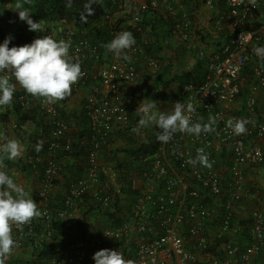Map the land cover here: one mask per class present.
Returning a JSON list of instances; mask_svg holds the SVG:
<instances>
[{"label":"built area","instance_id":"obj_1","mask_svg":"<svg viewBox=\"0 0 264 264\" xmlns=\"http://www.w3.org/2000/svg\"><path fill=\"white\" fill-rule=\"evenodd\" d=\"M263 8L264 0H96L90 6L91 14L85 13L87 22L80 18L77 27L62 20L41 23L46 28L42 33L28 30L32 33L29 43L45 35L71 40L70 55L74 61H80L84 73L72 85L71 96L79 93L83 96L80 112L86 122L88 146L81 172L63 191L61 207H51L48 202L52 184L59 178L62 167L56 157L59 152H70L72 129L62 116V112L66 113L64 103L59 100L48 104L19 88L16 99L21 111L37 108L49 126L46 134L43 128L38 129L33 147L35 162L39 163L43 159L42 149L35 151V145L42 141L47 146L37 190L44 230L38 229L34 220L22 228L13 226L12 234L19 247L32 238L36 244L47 242L52 233L50 225L56 220L80 219L86 210L82 203L84 196L98 203L94 212L112 209L122 183L113 164L101 160V149L119 132L133 138L140 134L131 130L137 121L131 122L120 88L139 82L144 76L154 77L165 65L152 47L149 49L152 32L148 25H143L142 15L155 13L169 23L163 44L172 38L186 48L193 47L194 18L206 16L212 21V39L219 40L225 33V41L208 55H199L200 60H206V74L199 82L184 83L172 103L192 102L196 108L192 120L204 123L215 117V131L201 133L199 137L178 132L168 143L157 141L153 153L137 152L132 157L133 170L126 184L131 195L114 214L118 224L98 230L86 224V233L60 250L58 256L50 257L47 264L84 261L94 264L92 256L100 249L118 250L133 264H251L264 251V216L258 209L250 214L249 244H222L219 258L207 254L203 262L196 253H203L212 239L217 243L229 231L231 202L246 195L243 167L264 162L260 145L264 141V58L255 51L264 47ZM251 22L260 23L254 28L242 27ZM125 30H131L136 39V44L128 50L131 61L116 59L105 47ZM98 32L109 37L101 51L88 39ZM238 103L241 104L239 116L236 109L231 110ZM230 118L247 119L246 133L234 135L226 126ZM200 148L207 154L210 168L188 163ZM226 150L231 162V183L227 189L230 199L222 205L223 216L212 234L210 230L214 226L210 227V223L218 219V197L222 194L218 159Z\"/></svg>","mask_w":264,"mask_h":264},{"label":"trees","instance_id":"obj_2","mask_svg":"<svg viewBox=\"0 0 264 264\" xmlns=\"http://www.w3.org/2000/svg\"><path fill=\"white\" fill-rule=\"evenodd\" d=\"M16 4L17 0H13ZM96 0H72L71 6L66 7L68 0H21L24 7L27 8L30 12V16L34 22H58V21H68L73 22V25L76 27L78 26L79 19L82 14L86 12L88 6L92 5ZM104 2L105 0H100ZM221 4V2H220ZM2 2H0V6ZM221 6V5H220ZM264 9V8H263ZM262 9V10H263ZM143 16L142 23L143 25H148L150 27V31L152 32V40L149 49L158 55V58L162 60L165 65H163L159 72L152 78L153 80V88L156 90H152L150 93L157 94V97L164 98L166 100L170 99L173 95H169V87L176 83L177 89L179 90L180 87L186 82H199L203 79L205 69L202 72H197L196 69L191 71H186L178 75H174L172 71V63L171 61H167L165 59L166 53V46L167 44H163L165 38V32H167V28L170 27L169 23L162 20V18L155 14V13H146ZM12 18H9L8 12H5L3 15L0 14V24L2 28H0V42H3L6 36H11L13 39L11 40L9 47L12 46H23L24 44H28L32 33L28 32V26L25 22L18 19V21H11ZM260 22L257 23H246L243 24V28H254L259 25ZM168 26V27H167ZM131 32V30H129ZM196 33V32H195ZM194 33V35H196ZM3 35V36H2ZM226 36L224 38H220V41L213 42L210 44L207 38V41L202 37H200V41H206L205 45H211V47H217L224 43ZM88 39L90 43L97 47L100 51L102 50L103 46L109 41V37L105 33L98 32L94 35H89ZM173 41V40H172ZM172 44V42H171ZM175 48H180L184 53L186 51L185 46L182 44H178L177 41L174 42ZM147 50L148 52L150 50ZM196 64L194 67H204V62L206 60H200L199 54L195 56ZM199 61V62H198ZM150 88V87H149ZM149 90V89H148ZM148 90L144 91V94L140 96H125L124 101L128 108V113L130 115V119L132 117L134 107L137 102L143 97L148 94ZM68 95L64 99L60 100L61 103H65L69 97ZM17 92L14 93L13 101L11 103L12 113L16 119V125L13 128V132L20 138H22V142L25 145V152L21 158L16 159L15 161V169L22 173L26 177H33L38 183H41V176L45 166V150L46 145L42 148V155L43 159L41 162H35L34 156V144L38 139V129L43 128L44 133L49 132V126L45 125L44 116L40 114L37 108H31L26 112H22L20 109L19 104L17 103ZM175 98V95L173 96ZM172 99V98H171ZM3 107H0V117L2 113ZM62 116L67 120L68 124L71 127V134H70V152H59L57 154L56 160L60 162L62 166L59 172V178L53 181L52 186L53 189H60L61 192L58 190L51 193V198L49 199L48 204L53 208H60L62 202V194L63 191L67 189L69 186L70 180L76 177V174L81 172L82 163L84 161L83 154L88 146V137H87V129L85 128V118L82 115V112L78 114H66L62 112ZM237 116L239 113L237 112ZM72 121V123H71ZM131 122H135L131 119ZM26 123H31L33 130L29 133L23 128ZM159 130V128H157ZM148 138L146 140L139 139L138 137H130L126 134H122L119 132L115 135L114 139L111 138L109 145L103 146L101 149V160L106 159L113 164L114 170L118 173L119 182L122 183V187L120 192L116 195L115 202L112 206L110 211L104 210L98 212L99 215L95 214L94 212L97 209V202L93 203V200L90 199L88 196H84L82 198L83 207L86 209L85 212L82 214L80 219H73V220H56L52 222L50 225V231L52 232L50 238L47 242L40 244H36V240L34 238L26 240L20 248L22 249L23 254L26 256L19 259H14L7 264H47L52 256H58L60 250L68 247L70 243L75 240L77 237L82 236L86 233L85 225L91 220V216H98L102 219L111 222V226H115L118 224V221L114 218V214L119 212L121 205L127 199L128 196L131 195V191L127 187V180L129 173L133 170L132 169V157L137 152H145V153H153V150L156 145V129L153 127L152 129L147 128ZM155 131V132H154ZM47 136V135H46ZM48 137V136H47ZM116 139V140H115ZM143 140V141H142ZM122 142L121 145L118 143ZM118 142V143H117ZM262 150L264 151V145L262 142L260 143ZM6 166H9L10 163L8 160H4ZM260 167H264V162L261 164ZM8 168V167H6ZM224 194V193H223ZM222 194V196H223ZM221 196V197H222ZM32 199L37 203L38 208L40 207V198L37 195V192L33 193ZM226 203V202H225ZM224 204V203H223ZM222 204V205H223ZM224 213V209L222 207L221 210H218V219L216 221L210 223V227L219 225L220 219L222 218ZM226 215V214H225ZM224 215V216H225ZM233 212L232 215H228L229 224V231L221 238H218V242L216 243L215 240H211L207 249L204 250L203 254L207 255L210 254L214 257H218L223 253L222 252V244L230 243L229 240V232L232 229V220H233ZM247 220L243 221L245 224V231L248 233L250 224H251V216L246 218ZM36 221V225L38 229L44 230L43 224L40 218H34ZM242 222V223H243ZM245 232V233H246ZM247 235V244H249L250 239ZM245 235V236H246ZM185 239L186 236H184ZM34 239V240H33ZM187 241V240H186ZM240 246L239 243H233ZM246 244V245H247ZM189 249V248H188ZM198 253H196L197 255ZM198 258V257H197ZM78 264H86V261ZM205 264V263H202Z\"/></svg>","mask_w":264,"mask_h":264},{"label":"clouds","instance_id":"obj_3","mask_svg":"<svg viewBox=\"0 0 264 264\" xmlns=\"http://www.w3.org/2000/svg\"><path fill=\"white\" fill-rule=\"evenodd\" d=\"M71 2L72 0H68L66 7H70ZM14 9L18 12L19 20L27 24L29 31L45 32L46 28L41 24L43 22H34L21 0H17ZM85 13L91 14L90 5ZM85 13L80 18L87 22ZM11 21L16 20L12 18ZM12 39L13 37L6 36L3 42H0V107L12 103L14 93L19 90H16L17 86L32 97L43 98L48 104H54L71 94L72 85L84 75L80 61H74L70 55L71 40H56L50 35H45L23 46L9 47ZM135 44L133 34L125 30L118 33L105 47L116 59L131 61L128 50ZM255 51L258 56L264 58V47H258ZM135 112L138 120L131 130L139 133L141 129H152L155 125L161 130L156 132V140L161 143L170 142L178 132L196 137L201 133H212L217 123L215 117H209L204 123L194 122L192 116L196 113V108L190 101L176 102L170 111H161L157 102L145 98ZM248 123L247 119L230 118L226 121V126L234 135H241L246 133ZM42 148L43 142L38 141L35 151L39 152ZM24 151V146L18 139L0 136V264H6L14 250L19 247V242L12 234L13 226L22 228L42 215L37 203L24 187L14 180L15 173L10 175L4 170L7 167L5 159L14 161L21 158ZM188 163L200 164L207 168L212 166L203 148L198 149L196 157ZM244 190L243 185L245 193ZM224 192L222 189V194ZM110 223L108 222L107 226H111ZM98 229L100 228L96 230ZM92 259L94 264H133L132 261L126 260L120 251L110 249L96 251Z\"/></svg>","mask_w":264,"mask_h":264},{"label":"crops","instance_id":"obj_4","mask_svg":"<svg viewBox=\"0 0 264 264\" xmlns=\"http://www.w3.org/2000/svg\"><path fill=\"white\" fill-rule=\"evenodd\" d=\"M193 24H194V27H195V30H196L195 37L194 38L192 37L193 47H191V48H186L185 47L186 48L185 54L191 53V55H193L194 57L196 55H198V54L199 55L202 54L203 56H206V55H208L209 53H211L212 51L215 50L214 46L211 47V45H205V42L207 41V38H209L208 42L210 44H213V42L216 43V42L220 41V39L218 40V37L215 40L212 39V37H211L212 29H213L212 28V21L209 22V20L207 19L206 16H196L194 18V23ZM223 34L225 35V33H223ZM223 34H221L220 38H224ZM200 37H202L203 40L205 39L206 41H203V42L200 41ZM175 41L176 40H174L172 38H169L168 41L166 40V44L167 43L168 44L166 46L165 59L167 61L168 60L171 61L172 59H174V56L177 54L176 53V48L174 46V42ZM171 42H172V44H171ZM171 66H172V71H173L174 75H178V74H181V73L186 72V71H191L193 69H196V71L200 73L205 68V66L202 67L201 65H200L199 68L198 67H194V66L193 67L190 66L191 68L189 67V68H185V69H182V68L180 69V67L178 68V66L175 67L174 64H172ZM147 82H148V80L146 79V77H143L141 79V81H139V82L128 83L126 85H123L120 88L122 94H124L123 97L132 96V95L135 94L134 91L129 92L130 88L131 89H135V87L137 86L139 88V90H140L141 86L147 87L148 85L144 84V83H147ZM152 85H153V83H152ZM149 87H148L149 90L152 91V87L151 86H149ZM168 91H169V95H173V96L176 95V93L178 91L176 83L171 85L169 87ZM129 94H132V95H129ZM259 95L261 96V93ZM173 96L170 97V99H168V100H166L164 98H160V97L153 99V98H149L148 95L143 96L137 102V104L135 105L131 119H133L134 121L138 120V116H137L135 110L138 107L139 103L143 99L147 98V99H151V100L157 102V105H158V107L160 108L161 111H170L171 107H172V104H173L172 103ZM82 97L83 96L81 95V93H79V95L78 94H73L72 96L69 97V99L64 103L66 114H68V113L69 114H75V113L78 114L80 112V109L82 107ZM6 115L8 117H10L9 113H7V109H5V107H3V110H2V113H1V117H0V136H2L3 131H5V130H3L4 128H3L2 124H3V121H7V120H5L6 119ZM71 123H72V121H71ZM4 124H6V122H4ZM153 127L156 129V131L158 130L155 125H153ZM146 129L147 128L141 129L139 137H138L139 139L146 140L149 137L148 136L149 130H146ZM27 132H28V130H27ZM118 144L121 145L122 142L119 141ZM226 151H224L223 154L220 155L221 157L219 156V159H218V172L220 173L221 177L223 176L222 177L223 180L228 178V186H230V177H229L230 173L229 172H230V169H231V164H230L231 162H230V154H229L228 151L227 152ZM252 169H255V168L252 167V166L243 167L242 175H243V180H244V183H245V185H244L245 189H247L246 187L248 186L247 184L249 183V181L251 179H253L251 177L253 175V173L251 172ZM261 181L262 182H255L254 184H251L249 186L250 194L249 193L246 194L244 196L245 197L244 199H241L240 201L235 202L237 204H235L234 207H233V215L234 216H233V220H232V229L229 232V240H230V242L239 243L240 246H244V245L247 244V235H246L247 232L245 231V226H244L245 223L243 222L246 219V218H244L245 217V213H246L244 211L247 210L245 208V205H248V203L253 200V203L255 204V208L259 209V210H263L261 208L264 207V179L261 180ZM245 202H247V203H245ZM263 211H262V213L264 215ZM240 212H241V214H240ZM16 249L18 251V254L16 252ZM16 249L14 250L13 254L9 257L7 262H9L11 260H14V259L23 258V257L26 256L25 254H23L24 251H22V249H20V247H18ZM20 250H21V253H20ZM7 262H6V264H7ZM251 264H264V251L257 258H255V260H253Z\"/></svg>","mask_w":264,"mask_h":264},{"label":"rangeland","instance_id":"obj_5","mask_svg":"<svg viewBox=\"0 0 264 264\" xmlns=\"http://www.w3.org/2000/svg\"><path fill=\"white\" fill-rule=\"evenodd\" d=\"M0 2H2V5L0 6V14L1 15H3L5 12H8V15H9V18H14L16 21H18V12H17V10H15L14 8H15V3H14V1L13 0H0ZM3 36V35H2ZM176 55L174 56V59H172L171 60V63L172 64H174V66L175 67H177L178 66V68L180 67V69L182 68V69H185V68H189L190 66L191 67H193V66H195V62H196V57H194L193 55H191V53H187V54H185L180 48H176ZM195 61V62H194ZM190 67V68H191ZM146 77V76H145ZM146 79L148 80V82L147 83H144V84H147L148 86L147 87H143V86H141L140 87V90H139V88L136 86L135 87V89H129V92H131V91H134L135 92V94L134 95H136V96H140V95H142V94H144V91H147L149 88V86H151L152 87V90H154V91H156L154 88H153V85H152V83H153V80L155 79V78H151V77H146ZM20 87L19 86H17V89L16 90H18ZM138 88V89H137ZM149 93L147 94L148 95V97L149 98H158V97H160V96H158L157 97V95H158V93L157 94H154V92H153V94H151L150 92V90L148 91ZM129 95H132V94H129ZM123 96H124V94H123ZM133 96V95H132ZM258 98H261V96L258 94ZM5 107V109H7V113H9V116L10 117H8L7 115H6V119L5 120H7V121H3V124H2V126H3V130H5V131H3V134H2V136L3 137H7L8 139H18L20 142H21V144L23 145V146H25L24 145V143L22 142V138H20V137H18L14 132H13V126L14 125H16V119H15V117H14V115H13V113H12V109H11V104L10 105H8V106H4ZM241 108V104H237L236 105V107H234L233 109H231L233 112H234V109H236V112H238L239 110L238 109H240ZM4 122H6V124H4ZM23 128L27 131L28 130V133L30 132V131H32L33 130V127H32V124L31 123H26L24 126H23ZM13 134H12V133ZM118 143V142H117ZM262 144L264 145V141H262ZM24 149H25V147H24ZM25 152V151H24ZM103 161H105V162H109V161H106V159H104L103 158ZM8 162L10 163V165L9 166H7L8 168H7V172L9 173V174H11V173H15L16 175H14V180L16 181V182H18V183H21V184H23L24 185V187H25V190L26 191H28V193H29V195H30V197L32 198V195H33V193H35V192H37V190H38V188H39V183H38V181H36L35 179H33V177L31 178H29V177H26V176H24L22 173H20V172H18L17 170L18 169H15L14 167L16 166L15 165V160L14 161H9L8 160ZM110 163V162H109ZM14 166V167H13ZM251 172L253 173V175L251 176L253 179H251L250 181H249V183L247 184L248 186L246 187L247 189H245V186H244V191H245V193L246 194H250V191H249V186L251 185V184H254L255 182H262L261 180H263L264 179V167H256L255 169H252L251 170ZM223 177V176H222ZM26 178V179H25ZM243 185H245V183H244V180H243ZM228 178H226L225 180H223V178H222V189H224V194H223V196L222 197H220L219 199H218V210H221L222 209V204L224 203V204H226L225 202H227V201H229V199H230V196H229V191L227 190L228 189ZM229 189H230V187H229ZM54 190V189H53ZM52 190V191H53ZM56 191H60L61 192V190L60 189H55ZM55 190L53 191V193L55 192ZM52 193V192H51ZM245 197H242V199H244ZM245 203H247V202H245ZM235 204H237V203H232L231 202V205L234 207V205ZM245 208L247 209V210H245L244 212H246L245 213V217L244 218H249V216H250V214L252 213V212H254L255 210H257L256 208H255V204L253 203V200L251 201V202H249L248 203V205H245ZM261 209H263L264 210V207H262ZM259 210V209H258ZM263 210H260V212L262 213V211ZM264 212V211H263ZM240 214H241V212H240ZM263 214V213H262ZM264 216V215H263ZM91 220L89 221V224H90V229H92V230H95V229H97V228H102V227H105V226H107L108 225V222L105 220V219H102V218H100V217H98V216H94V215H92L91 217ZM245 220H247V219H245ZM214 230H215V226H214V229H212V230H210L211 231V233L213 234V232H214ZM21 249V248H20ZM16 252H17V254H18V251H17V249H16ZM20 253H21V250H20ZM19 253V254H20ZM208 256V255H207ZM205 254H203V253H198L197 254V257H198V259L201 261V262H203V261H205L208 257H207Z\"/></svg>","mask_w":264,"mask_h":264}]
</instances>
